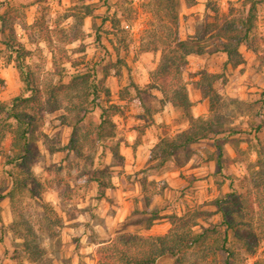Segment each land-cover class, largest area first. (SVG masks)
Masks as SVG:
<instances>
[{
  "label": "rangeland",
  "instance_id": "rangeland-1",
  "mask_svg": "<svg viewBox=\"0 0 264 264\" xmlns=\"http://www.w3.org/2000/svg\"><path fill=\"white\" fill-rule=\"evenodd\" d=\"M5 1L13 12V37L25 53L8 47V31L0 32V77L4 80V85H0V107L8 108L12 98L23 93L17 58L19 61L23 58L24 71L33 73L42 85L58 79L66 83L75 75H87L99 96L91 95L92 87L87 90L89 97L79 94V99L72 95L71 103L79 107L78 111L65 110L70 103L60 96L61 107L45 113L42 133L32 146L26 168L14 171L27 179V186L12 201L6 196L11 187L7 175L10 167L0 155V264H96L97 246L116 232L149 234L145 223L152 206L158 207L159 220H154L151 227L170 214L197 223L193 228L196 231L219 222L221 215L210 202L229 191V180H224L220 187L213 182L215 165L207 159L215 152L211 140L194 143L187 160L181 154L169 159L173 163L175 158L178 164L188 163L177 180L169 179L172 185L163 178L153 177L162 167L151 168L149 164L135 172L133 179L132 174L125 175L124 188L133 192L128 197L127 214L112 230L105 224L104 215L113 213L114 205L125 195H105L108 188L120 182L121 173L108 148L84 147L82 153L90 158H79L66 151L51 152L48 146L53 144L57 148L69 140L71 129L61 123L62 114L83 115L82 127L88 121L95 122L101 109L110 102L118 104L123 113L113 116L115 132L110 142L115 143L128 138L124 131L127 122L137 130L149 123L155 112L163 110L167 101L161 93L154 87H145L150 72L159 63L160 51L141 48L156 41L150 32L164 28L170 23L171 12H176L178 36L191 49L182 72L186 91L190 89L195 100L190 101L188 111L191 114L193 107H197L208 114V100L202 95L198 80L202 75L212 76L225 127L240 130L231 135L233 140H239V158L228 163L223 173L235 178L245 174L250 179L256 171L257 176L259 167L254 164L256 154L252 146L256 135L264 139V0ZM228 28H234L233 32ZM246 32L256 51L230 39L231 34L242 36ZM227 42L236 46L243 58L236 66L227 63L222 51ZM54 61L58 64L56 68ZM117 67L121 69L120 75L114 73ZM133 85L146 91L150 112L133 100ZM5 117V112L0 110V118ZM138 119L143 121L135 126L133 122ZM186 119L182 109H175L174 123L180 125ZM157 127L151 128L152 135L157 132L160 139L172 135L165 124ZM10 139L8 133L3 140L6 150ZM224 147L229 158L235 156L232 142ZM30 170L40 182V196L28 179ZM57 178H62L66 185H59ZM133 180L138 190L132 189ZM249 184L251 187L252 181ZM143 186L145 191L139 194ZM234 186L237 187L236 180ZM143 194L150 196L147 210L142 204ZM39 197L53 209L50 216L45 214ZM260 211L263 209L256 207V212ZM70 218H76L72 226L65 222ZM15 227L21 235L15 233ZM26 228L31 231L26 232ZM84 233L86 239L81 240ZM254 239L258 244L253 254L243 247L241 240L231 239L241 256L237 264H264V233L256 232ZM23 242L29 243L30 249L24 250Z\"/></svg>",
  "mask_w": 264,
  "mask_h": 264
},
{
  "label": "trees",
  "instance_id": "trees-1",
  "mask_svg": "<svg viewBox=\"0 0 264 264\" xmlns=\"http://www.w3.org/2000/svg\"><path fill=\"white\" fill-rule=\"evenodd\" d=\"M12 18L13 12L8 2L0 0V32L8 31L7 46L16 47V52L19 51L23 55L25 53L23 47L13 37ZM240 24L243 23L240 22ZM177 25V13L171 12L169 24L160 30L150 32V36L156 41L141 48L142 51H160L159 63L150 72L149 82L145 87L156 88L165 101L170 102L175 109H182L189 121V127L169 138L159 140L150 150L147 161L149 167L159 168L165 161L176 155L181 154L184 160H187L193 153L194 143L211 140L210 143L215 152L207 159L213 161L215 165L211 175L213 182L220 187L224 180H229V191L213 198L210 202L221 215V220L208 227L201 226V230L196 231L193 228L198 225L197 223L185 216L170 214L167 218L171 226L164 234L143 235L133 232H116L110 239L97 246L96 264H237L241 256L232 245L231 239L241 240L243 247L253 254L254 246L258 244V241L254 239L256 232L264 233V139L256 135L252 146L256 154L254 164L259 167L257 176L256 171L253 172L255 176L251 174L250 179L245 174L235 178L233 175L227 176L223 173L228 163H233L239 158L241 151L239 140H233L231 135L240 130L230 126L225 127L220 96L213 87L212 76L202 75L198 80V87L208 100V114L194 117L189 113L190 100L182 79V72L191 49L184 40L179 38ZM228 30L233 32L234 28H228ZM246 31H249V28H246ZM230 39L237 44L244 43L249 49L256 51V47L252 46L248 40L247 32L242 36L231 34ZM222 51L225 52L226 61L231 66L242 62L243 58L237 47L230 42L224 43ZM24 66L23 58L20 61L17 58V67L24 83L23 93L13 97L8 108L0 107V110L6 114L4 119L0 118V155L4 157L5 165L10 167L7 175L11 180V187L6 193L10 201L27 186V179L20 178L14 171L21 172L26 168L31 157L32 146L42 133L41 127L45 113L53 112L61 107L60 96L70 103L66 106L67 109L65 108L68 111L79 109L71 103L72 95L79 99L81 95L89 97L87 90L92 87L91 95L99 96L98 89L90 85L87 75H75L66 83L58 79L55 83L49 82L42 85L33 73L24 71ZM54 67H58L56 61H54ZM114 73L120 75L121 69L117 67ZM0 85H4L1 77ZM133 89L135 91L133 100L144 111L150 112L146 104V91L137 85H133ZM105 91L109 93V90ZM122 113L118 104L110 102L107 107L101 109L95 122L88 121L82 127L80 123L83 121V115L62 114L61 123L71 129L69 140L57 148L49 144L48 150L66 151L75 157L90 158L82 153V149L101 145L103 148H108L117 163H122L123 157L119 153L118 145L110 142L115 132L113 116ZM145 127L146 124L138 128L136 141L140 140ZM260 128L261 126L258 125L256 130L259 131ZM8 133H11V139L6 150L3 147V140ZM227 142L233 143L235 156L232 158H229L225 152L224 145ZM175 161L178 163L177 158ZM28 179L32 180L40 196L41 189L38 188L40 182L32 170L29 172ZM235 180L237 187L234 186ZM249 181H252L251 187ZM56 182L59 185H66L62 178H57ZM144 191L143 186V193ZM39 198L45 214L50 216L54 213L50 204ZM143 198V207L147 210L150 205V196L143 194ZM256 207L259 210L261 207L263 211L256 212ZM158 211V207L152 206L150 216L146 218L145 228H149L153 221L159 218ZM17 227H15V233L21 235ZM25 231L31 230L26 228ZM23 248L30 249V244L23 242Z\"/></svg>",
  "mask_w": 264,
  "mask_h": 264
},
{
  "label": "crops",
  "instance_id": "crops-1",
  "mask_svg": "<svg viewBox=\"0 0 264 264\" xmlns=\"http://www.w3.org/2000/svg\"><path fill=\"white\" fill-rule=\"evenodd\" d=\"M148 82H149V79L145 81V83H148ZM187 95L190 101H195L191 96L192 92L190 89H188ZM206 113H207V110L205 109L199 111L197 107H193L191 115H193L194 117H197L199 115H207ZM174 118H175V108L172 106L170 102H167V105L163 108V110L157 111L153 114L152 120L149 121V124H146L144 132L141 135L139 141H136V138H137V130L140 126L136 130L134 127H132V125H129V122H127L128 126L125 127L124 131L126 132L128 138H125L120 142H115L118 145L119 153L123 157L122 163H119L118 165V167L121 169L120 179H119L120 182L114 184L115 185L114 187L108 188L105 195L109 197L110 195L121 193V195L123 196L125 195V196L124 198L123 197L121 198V200L118 202V205H114L115 211L113 213L104 215V221H105V224L108 226L109 230H112V227L114 226V224H116L117 221L122 220L128 211V205H127L128 197H129V194L133 192V190L131 191V189L124 188L125 187L124 185L125 175L132 174L131 177L133 179L135 176L133 174H135V172L143 170V168L145 169V167H148L147 165L149 163L147 159L149 156V152L155 146V144L159 142V140H161L158 137L157 132L154 135L151 134V128H154V129L155 127L159 128L157 126L163 123L169 127V134L173 135V133L175 134L189 127V121L187 119L185 120V122H182L179 125L177 123H174ZM140 121H143V119H138L136 120V122H133V124L137 126L138 123H140ZM122 126H124V124H122ZM187 165H188L187 162L186 163L180 162L178 164L177 162L173 163V161L168 159L161 166L162 168L161 170H159L160 173H158L157 176L156 175H152V176L155 177L156 179L163 178L168 182V185L169 184L172 185V183H169V179L175 178V180H177L179 172L184 171ZM131 185L133 186L132 189L138 190V187H136L137 183L135 180H133ZM141 191L142 190L138 191L139 194L143 193ZM116 196H118V194ZM102 200H105V197H102ZM166 219L168 220L167 216H165V218L162 217L160 219L161 220L160 223L157 222L155 223L154 227L150 226L149 228H146L147 230H149L148 233L156 234V235L166 233L167 230L169 229V223H170L169 220L166 221ZM157 220L159 219L157 218ZM74 221H76V218L67 219L65 222L70 223V225L72 226L73 225L72 223ZM85 239H86V234L84 233L81 237V240H85Z\"/></svg>",
  "mask_w": 264,
  "mask_h": 264
}]
</instances>
